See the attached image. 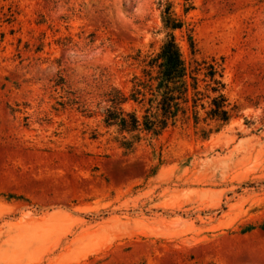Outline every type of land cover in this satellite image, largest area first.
<instances>
[{
    "label": "rangeland",
    "instance_id": "374dc122",
    "mask_svg": "<svg viewBox=\"0 0 264 264\" xmlns=\"http://www.w3.org/2000/svg\"><path fill=\"white\" fill-rule=\"evenodd\" d=\"M166 2L236 108L127 143L106 93L159 51ZM0 264H264V0H0Z\"/></svg>",
    "mask_w": 264,
    "mask_h": 264
},
{
    "label": "trees",
    "instance_id": "16d2710c",
    "mask_svg": "<svg viewBox=\"0 0 264 264\" xmlns=\"http://www.w3.org/2000/svg\"><path fill=\"white\" fill-rule=\"evenodd\" d=\"M162 21L168 31L166 38L157 53L146 56L142 75L133 76L129 92L113 87L106 93L102 121L124 134L127 143L139 140L142 134L158 136L179 120L189 118L190 112L198 122L199 106L206 110L207 117L222 123L230 121L236 108L225 93L222 64L215 58H195L192 37V60L184 57L174 34L184 21L176 16L170 2L164 5ZM201 82H205L204 88ZM128 104L130 107H125Z\"/></svg>",
    "mask_w": 264,
    "mask_h": 264
},
{
    "label": "clouds",
    "instance_id": "9594fccd",
    "mask_svg": "<svg viewBox=\"0 0 264 264\" xmlns=\"http://www.w3.org/2000/svg\"><path fill=\"white\" fill-rule=\"evenodd\" d=\"M68 58L71 61H81L87 59L85 56H76L73 53H68ZM207 163V162H206ZM230 159L225 157L215 161L212 165V171L220 174L221 178L228 172L230 167Z\"/></svg>",
    "mask_w": 264,
    "mask_h": 264
}]
</instances>
